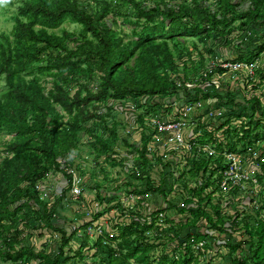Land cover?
I'll use <instances>...</instances> for the list:
<instances>
[{"label":"trees","instance_id":"obj_1","mask_svg":"<svg viewBox=\"0 0 264 264\" xmlns=\"http://www.w3.org/2000/svg\"><path fill=\"white\" fill-rule=\"evenodd\" d=\"M117 15L134 26L135 40H125ZM69 22L81 25V39L68 30L56 33ZM15 23L11 35L0 37V77L7 87L0 127L14 135L8 156L0 157V264H264V205L245 212L251 204H242L244 196L219 190L213 178L225 168L221 159L185 150L182 166L160 157L158 146L148 151L157 135L152 120L168 119L190 103L205 106L200 118L227 109L212 123L200 120L194 132L200 144L223 149L228 142L235 151L239 143L264 142V103L257 95L223 96L213 81L222 68L203 78L202 59L194 72L201 81L192 79L189 60L170 49L179 37H200L207 49L210 41L226 48L238 42L249 53L240 51L234 61L256 62L264 54V0H22ZM221 124L226 127L219 130ZM259 152L255 176L264 192V148ZM80 160L119 166L133 178L110 186L109 195L98 191L95 200L83 196L67 204ZM103 176L112 184L107 172ZM83 179L86 193L90 179ZM46 182L60 188L42 200L37 186ZM131 193L160 194L164 205L133 204ZM64 203L78 210L69 226L89 216L109 221L108 230L79 241L60 222ZM160 213L165 221L158 227ZM41 237L47 243L38 248ZM201 240L210 241L195 253Z\"/></svg>","mask_w":264,"mask_h":264},{"label":"built area","instance_id":"obj_2","mask_svg":"<svg viewBox=\"0 0 264 264\" xmlns=\"http://www.w3.org/2000/svg\"><path fill=\"white\" fill-rule=\"evenodd\" d=\"M216 60H218V58H216ZM256 67L257 61L252 63L243 61H228L223 64H217L215 61H213L210 66H208L202 73L201 77L206 78L209 73L213 72L217 68H223L233 69L241 72L245 71L252 79H254L256 70L258 68ZM201 77H198L197 80L201 81ZM201 107L202 105L200 103L184 104V108L179 114L176 112V110H173V112H176V114L171 120L160 119L158 117L153 119L152 124L153 127L157 130V135L153 137V143L148 147L149 153H152L155 150L154 146H158L161 152L164 150H170V152L174 151L181 155L180 151L185 152L186 150L195 153L196 156L207 155L217 159H221L225 168L224 170L219 171V179L217 178L218 176H215L213 178V180H218L217 183L219 186V190L222 193L236 192L238 195L245 197L242 200L243 205L244 202L248 201L245 206L248 207V204L250 203L251 211H253L254 209L260 210L263 202L261 198V192L259 191L258 179L255 176L258 170V165H256L254 162V160L260 155L259 146H244V144L239 143L236 144V150L231 151L228 148V142H224L223 149H219L217 143L209 142L206 144H200L198 141H195V136L196 134H198V132H194L198 128L200 120H203L204 122L209 121V123H212V120H214L216 116L223 117L222 115L224 113L218 112L215 116L214 112H209L206 113L204 118H200V114H204L205 112L196 111ZM209 123L207 122V124ZM161 152L160 156L164 157ZM60 162L64 164L62 160ZM82 162L84 163V165H88L87 160H84ZM79 173H82V171ZM79 173H77L78 175L75 178L74 187L69 193L70 198L67 199V204H69V202L77 203L76 201L81 199L83 196L85 197L84 179ZM48 177L49 175L47 176V178ZM42 184L43 183H40L37 186L38 193L42 200H45V198L48 197L53 198L51 196L52 190H47V184H45L46 186L44 185L42 187ZM177 186L178 185L175 184V187ZM151 196H153L152 193H146L141 196H135L131 193L128 195V199L131 200L133 204H136L137 201L140 202L149 200ZM227 201L228 197L226 196L222 208L227 206ZM250 208L245 209V212H248V209ZM76 211L78 210L75 209L74 214ZM262 217L264 218L263 214ZM164 221V214L160 213L158 221L156 222V226H162L161 224L164 223ZM109 224V221L104 220L103 224L101 222V219L95 220L94 218L88 216L87 219L83 222L71 224L68 231L70 234L75 233L76 239H78L79 241L85 239L86 237H88L90 241H93L108 230ZM228 225L229 224H227V226ZM110 237H114V234L111 233ZM209 241L210 240H201L197 242L193 246L194 252L198 253L201 252V250H205ZM107 242L105 241L104 244ZM214 256L215 254H213L210 259L214 260ZM176 258H178V256H176Z\"/></svg>","mask_w":264,"mask_h":264},{"label":"rangeland","instance_id":"obj_3","mask_svg":"<svg viewBox=\"0 0 264 264\" xmlns=\"http://www.w3.org/2000/svg\"><path fill=\"white\" fill-rule=\"evenodd\" d=\"M22 4V0H0V37L2 34H9L11 35L14 31L15 28V17L17 16L18 13V9ZM113 14H116V9L113 10ZM117 20L119 24V28L121 27L122 32H125L127 34V37H125L126 41H132L135 40L136 37L133 35L132 30L134 29L133 25L130 24H126L125 21H123L122 17L117 15ZM167 24H169V21L167 22ZM81 25H76V24H72V23H66L63 24L59 29L56 30V33L59 35L63 34L64 30H68V31H72L76 34L77 38L81 39V34H80V30H81ZM240 36H244L243 34L239 33ZM249 36V35H248ZM247 39V37H245ZM244 38V39H245ZM243 42V44H245L246 40ZM176 45H172L170 47V49L172 50L173 55L175 56V58L177 56H182L183 55V59H185L186 61H188L189 65L191 66L189 68V70H191V77L192 79H194L195 77L197 78L196 75H194V72H197L199 66L201 65V61L202 59L204 61H206L207 67L210 66V64L215 61L217 64H223L226 63L228 61H234L236 58L234 59H229L226 60L229 56H231V50L235 49L237 51V45H233V46H229L228 49H226V47H220L218 46V43L215 41H210L209 45H208V49L207 46H205V44H203L200 40V37H194V38H177L176 41ZM70 46H75L74 43H70ZM213 50V52L217 53L219 55V57H217L215 54H211L210 55V51L209 50ZM242 50L245 49H238V53ZM213 57V58H211ZM216 58H218V60H216ZM193 60V61H192ZM195 62L196 64H192V62ZM257 67H260L263 71V75H264V54L262 55V57L257 60ZM256 67V68H257ZM223 69V68H222ZM261 69H259L258 75H257V71H256V75L255 78L256 81V86L255 87H251L249 86L248 83H246V77L245 75L241 72V71H237L236 73H234V75L232 74V76L230 75L231 73L229 72V70H233V69H223V75L220 78L218 74H216L213 77V81L215 82V85L217 86L218 91L223 94V96H226L227 93L231 92L232 93H236L235 96H238L241 91L244 90V94L247 97H250L251 94L253 95H257L258 98H260V100L262 101V103H264V78H261ZM236 71V70H233ZM242 75V77L240 78V76ZM52 78L50 77L48 79L49 82H51ZM227 81L226 84H224ZM239 83V84H238ZM231 84V85H230ZM48 88L51 87V84H48ZM234 85V86H233ZM6 83H5V79L4 77H0V97L5 96L6 95ZM231 88V89H230ZM230 89V90H229ZM234 90V91H233ZM233 91V92H232ZM240 92V93H239ZM230 96V95H229ZM228 97V96H226ZM175 101V100H174ZM214 104L216 105V100L213 99ZM174 103V102H173ZM205 106L198 108L196 112H206L205 111ZM226 108L223 106L221 108H217L214 112H224L223 114H226ZM118 112V111H117ZM90 113V112H89ZM217 113H215L216 116ZM223 116V115H222ZM225 116V115H224ZM68 120V116L66 115L65 117V121ZM108 123H111V120L109 118V120L107 121ZM212 122H214L212 120ZM246 123V122H245ZM245 123L242 125V127H244ZM93 123H91V121L87 122V125H91ZM234 125L236 124H231L232 127H234ZM238 127L240 126L239 124H237ZM93 126V125H92ZM96 126V125H94ZM226 126H222V124L220 126H218V129H224ZM235 128V127H234ZM99 131V129H97V132ZM101 134V133H99ZM123 137H126V135H122ZM13 137L14 135H10L9 134V129L6 130V128L0 127V157L1 160H3L6 156H8V150L10 149V144H12L13 142ZM259 147L264 148V142H262L261 145H259ZM12 156V155H10ZM84 157V155H83ZM84 165V164H83ZM95 166V165H94ZM97 166H101V168H98L99 171L103 172H107L108 176H109V170H113V167H110L111 165L107 162H103L100 163V165L97 164ZM260 167H258L259 170ZM118 169L121 170V172L124 174V179H129V178H133V173L129 172L127 170H123L118 166ZM116 169V170H118ZM54 177V176H53ZM52 176L50 175L47 180H51ZM57 178V177H55ZM110 178V177H109ZM121 180V179H120ZM119 179L114 183L112 180V184L109 185V182L107 184V186H116L117 182H121ZM57 182L59 183H63L62 179L57 180ZM124 183V181H123ZM47 184V182L45 183ZM44 184V185H45ZM42 185V187L44 186ZM48 185V184H47ZM46 186V185H45ZM47 190H53L54 192L59 191L60 186L58 187V190H56L55 188H51V187H46ZM243 193V192H242ZM241 194V193H240ZM54 196L53 193H51V196ZM264 197V192H261V198L263 200ZM96 195H93L92 199H96ZM226 199V198H225ZM263 205H264V200L262 201ZM66 203H64L62 205L61 210L59 211L62 219L60 220V222L63 224L65 222V224H63L64 226H69L68 224L70 222V218H74L73 214L71 212H69L70 207H68V205H66ZM251 211V208L248 209V212ZM245 215H247L248 213H244ZM250 214V213H249ZM262 214L264 215V211H262ZM67 219V220H65ZM66 227V228H67ZM197 238H199L197 236ZM200 240V239H198ZM46 239L45 237H41V238H37L36 239V244L38 248H41L42 244H46Z\"/></svg>","mask_w":264,"mask_h":264},{"label":"crops","instance_id":"obj_4","mask_svg":"<svg viewBox=\"0 0 264 264\" xmlns=\"http://www.w3.org/2000/svg\"><path fill=\"white\" fill-rule=\"evenodd\" d=\"M258 35H260V34H258ZM261 41L262 40L256 39L255 44L260 45ZM215 42L218 43V46L225 47L222 43H220L219 40H217ZM236 44L238 45V42ZM239 44H240V42H239ZM226 49H228V48H226ZM212 53L216 55V53L213 52V50L210 52V55ZM242 53H249V52H247L246 50H243ZM238 55H239V53L235 49H232L231 50V56H229L226 60L237 58ZM211 58H213V57H211ZM253 81L255 82L256 79H253ZM175 114H176V112H172L171 115L167 114L169 116L168 119L169 120L173 119ZM119 117L122 118L123 116L120 115ZM160 152H161V150H160ZM160 152H159V156H160ZM161 153L164 155V158L166 160L173 161V162L176 163V165H183L184 164L183 160L180 158V154H177L175 156V154L170 152V150H164ZM180 153H181V155L184 154L183 151H180ZM83 164L84 163L82 161H77V167H79L81 169V171H82V173H79V174L85 179H90L89 188L86 190L85 197H88V199H92L93 195H96V197H97L98 191H100V192H102L104 194H108V195L111 194V192H112V189H110L111 187L107 186L108 183L105 182L106 180L104 179L102 171L98 170V168H101V166L96 167V165L93 162H91V161H89L87 163L88 165H83ZM116 169H118V168H115L114 171L112 169L109 170V177H110L109 179H110L111 182H112V180L115 181V180H118V179L120 180L121 179L120 180L121 182H117V185H120V184L123 183V181L125 182V180H123L124 179V174L121 172L120 169H118V170H116ZM107 187H108V191H107L108 193L105 192V189ZM93 200H95V199H93ZM149 205H150V207L152 209H154L156 207H160L161 205H164L163 196L160 195V194L151 196V198L149 199ZM69 212H72V214L74 215V209H71Z\"/></svg>","mask_w":264,"mask_h":264}]
</instances>
